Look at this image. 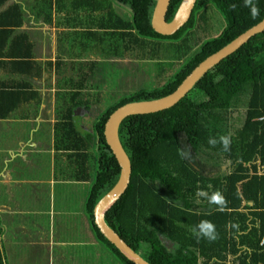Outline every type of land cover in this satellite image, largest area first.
<instances>
[{"label": "trees", "instance_id": "obj_1", "mask_svg": "<svg viewBox=\"0 0 264 264\" xmlns=\"http://www.w3.org/2000/svg\"><path fill=\"white\" fill-rule=\"evenodd\" d=\"M4 1L0 0V6ZM115 1L126 12L115 6ZM155 1L102 0L103 18L98 27L105 29L104 39L116 40V48L112 50L124 58L155 57L161 45L159 39L179 44L178 49L184 46V57L197 44L164 83L138 89L95 112L90 131L77 127L74 110L79 106L90 110L97 100L93 95L100 94L88 91L92 86L91 72L78 71L80 76L71 81V89L57 91L54 147L69 156L72 177L89 182L84 210L90 229L108 259L117 264L134 263L101 233L93 215L95 204L115 184L120 173L103 134L108 116L126 102L171 93L201 60L264 17V0H255L260 9L255 19L249 8L244 7V0H196L188 21L175 33L162 35L151 26ZM180 1L170 0L167 21L172 19ZM233 4L235 9L231 7ZM212 9L223 16L225 25L216 36L201 42L207 13ZM21 14L16 3L0 10V63L20 64L11 66L10 72L23 71L21 65L31 67L34 63L27 35L13 34L14 27L21 23ZM23 38L28 41L27 53L22 52L19 44ZM6 41L9 47L4 51ZM36 73L41 75L40 66ZM11 82L0 85V119L9 117L20 102L28 100L21 97L24 94L21 87L28 83ZM29 93L30 99H35L36 92L29 90ZM240 95L246 96L245 109L239 124L233 125L230 110L240 103ZM98 103L99 100L97 107ZM261 116H264V30L208 69L173 106L130 115L120 122L118 137L129 157L131 174L123 194L106 211V223L150 264H264V241L261 243L264 174H258L264 168V121L258 119ZM221 135L231 137L228 152L219 144L216 147L208 144L209 137L218 139ZM199 150L211 155V159L197 160ZM185 151L191 154L189 158L181 155ZM217 160L229 162L227 171L216 166ZM197 190L209 194L221 191L228 201L227 210L216 211L206 199L196 196ZM202 220L215 225L219 234L215 242L203 238L198 241L193 235L192 228ZM0 264H4L1 258Z\"/></svg>", "mask_w": 264, "mask_h": 264}, {"label": "crops", "instance_id": "obj_2", "mask_svg": "<svg viewBox=\"0 0 264 264\" xmlns=\"http://www.w3.org/2000/svg\"><path fill=\"white\" fill-rule=\"evenodd\" d=\"M72 1L5 0L0 6L3 10L19 4L21 23L13 34L27 35L34 59L31 67L23 64L19 72H10L18 63H0V85L12 80L28 83L21 87V97L28 100L0 119V258L4 264H117L108 259L90 229L84 210L89 182L72 177L69 156L54 147L53 126L57 91L71 89L78 71L91 72L88 91L96 93L102 58L112 64L131 59L114 53L116 40L102 37L105 29L98 27L102 0ZM114 5L126 12L118 2ZM28 41L23 38L19 43L23 53L28 52ZM8 47L6 41L4 51ZM38 66L41 75L36 73ZM29 90L36 92L35 99H30ZM98 98L93 95L97 100L89 114L97 109ZM92 122L80 124L79 129L92 130Z\"/></svg>", "mask_w": 264, "mask_h": 264}, {"label": "water", "instance_id": "obj_3", "mask_svg": "<svg viewBox=\"0 0 264 264\" xmlns=\"http://www.w3.org/2000/svg\"><path fill=\"white\" fill-rule=\"evenodd\" d=\"M195 1L196 0H181L172 19L167 21L166 14L170 0H156L151 15V26L154 31L162 35H171L175 33L190 18ZM263 30L264 17L229 43L201 60L171 93L156 99L126 102L118 106L108 116L104 124L103 134L106 143L114 154L120 167V173L115 184L95 204L93 209L94 222L101 233H103L104 236L134 264L150 263L127 245L104 219L106 211L117 201L127 188L131 174L129 157L118 137V127L120 122L130 115L153 113L173 106L190 90V88L193 87L197 80L208 69L237 50L248 41L249 38ZM80 108L81 107H77L74 110L75 115L79 113L78 110Z\"/></svg>", "mask_w": 264, "mask_h": 264}, {"label": "rangeland", "instance_id": "obj_4", "mask_svg": "<svg viewBox=\"0 0 264 264\" xmlns=\"http://www.w3.org/2000/svg\"><path fill=\"white\" fill-rule=\"evenodd\" d=\"M208 18L204 23L205 33L201 35V42L211 37L216 36L224 27L225 19L216 10L207 13ZM161 45L159 52L155 57H148L146 59H131L126 63H105L107 60L102 58V65L100 68V80L96 82L97 88L100 89L99 103L96 110L89 113L77 115L74 121L79 128L80 124L89 126L90 122L95 119V112L104 110L107 105L118 100L119 98L134 92L141 88L150 89L159 86L171 76L183 64V61L196 49L194 45L187 52V56H183L184 46L177 48L179 44L172 43L169 39H159ZM200 43V42H199ZM194 44V43H193ZM114 63V62H113ZM240 103L235 104L230 112L233 116V125L239 124L240 118L245 109L246 96L240 95ZM95 114V115H94ZM239 117V120L237 119ZM202 162H208L211 155L205 151L199 150L195 157ZM216 161L218 168L221 171H227L229 162L226 160ZM194 164V163H193Z\"/></svg>", "mask_w": 264, "mask_h": 264}, {"label": "clouds", "instance_id": "obj_5", "mask_svg": "<svg viewBox=\"0 0 264 264\" xmlns=\"http://www.w3.org/2000/svg\"><path fill=\"white\" fill-rule=\"evenodd\" d=\"M231 7L235 9L236 5L233 4ZM244 7L249 8L253 19L259 16L260 9L257 7L255 0H244ZM258 119L264 121V116H261ZM208 144L211 147H216L219 144L222 146L224 152H228L230 151L231 137L229 135H221L218 139L215 137H209ZM181 155L185 158H189L191 154L185 151L182 152ZM257 163L259 165V161H257ZM258 174H264V168H261ZM196 196L206 199L209 206H215V209L218 212H224L227 210L228 201L219 190L214 191L211 194L204 190H197ZM233 227H235V225H233ZM192 233L198 241L203 238L208 242H215L219 238L215 225L209 220L200 221L198 225L192 228Z\"/></svg>", "mask_w": 264, "mask_h": 264}, {"label": "flooded vegetation", "instance_id": "obj_6", "mask_svg": "<svg viewBox=\"0 0 264 264\" xmlns=\"http://www.w3.org/2000/svg\"><path fill=\"white\" fill-rule=\"evenodd\" d=\"M79 107H81V106H79ZM76 109V108H75ZM78 114L77 115H80V114H84L85 112L87 113H89V110L88 111H86V109L84 108V107H81L79 110H78Z\"/></svg>", "mask_w": 264, "mask_h": 264}, {"label": "built area", "instance_id": "obj_7", "mask_svg": "<svg viewBox=\"0 0 264 264\" xmlns=\"http://www.w3.org/2000/svg\"><path fill=\"white\" fill-rule=\"evenodd\" d=\"M264 241V236H263V238H262V241H261V243Z\"/></svg>", "mask_w": 264, "mask_h": 264}]
</instances>
